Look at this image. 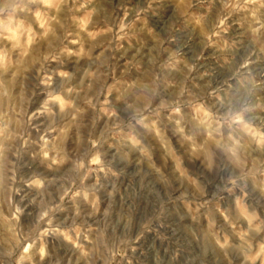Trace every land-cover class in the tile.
<instances>
[{
	"label": "rangeland",
	"instance_id": "obj_1",
	"mask_svg": "<svg viewBox=\"0 0 264 264\" xmlns=\"http://www.w3.org/2000/svg\"><path fill=\"white\" fill-rule=\"evenodd\" d=\"M0 264H264V0H0Z\"/></svg>",
	"mask_w": 264,
	"mask_h": 264
}]
</instances>
